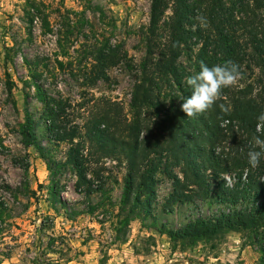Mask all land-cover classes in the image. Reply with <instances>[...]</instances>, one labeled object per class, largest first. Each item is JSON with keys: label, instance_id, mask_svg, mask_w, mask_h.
<instances>
[{"label": "trees", "instance_id": "obj_1", "mask_svg": "<svg viewBox=\"0 0 264 264\" xmlns=\"http://www.w3.org/2000/svg\"><path fill=\"white\" fill-rule=\"evenodd\" d=\"M25 13L31 25L32 15ZM197 15L206 17V28L199 26ZM141 40L145 51L131 92V119L112 102L93 108L91 102L73 104L47 94L30 67L42 112L35 121L25 111L18 129L22 146L35 150L52 177L68 168L76 178L75 190L87 198L97 192L105 195L103 186L95 184L102 168L92 165L103 159L124 165L119 216L122 211L125 214L114 228L121 243L126 241L132 220L154 218L151 210L160 173L172 185L165 205L168 212L175 204L196 199L226 208L178 228L165 224L156 228L153 223L151 227L168 239L171 251L185 252L199 244L215 248L227 235L237 234L243 246L257 247V264H264V157L255 169L247 163L253 137L260 135L256 118L264 112V0H150L149 21L141 31ZM90 55L92 63L86 73L91 85L108 81L111 67L124 64L132 68L119 45H95ZM184 56L187 66L180 62ZM228 60L239 65L241 79L251 82L223 88L210 110L187 117L181 104L192 90L185 77L198 73L201 61L212 67ZM57 63L62 68V63ZM247 71L254 73L251 78H246ZM6 75L11 97L14 84ZM11 103L15 106L13 99ZM220 105L228 108V113ZM84 111L87 115L81 117ZM76 119H82V125ZM40 121L50 144L68 146L64 161H57L40 143L36 134ZM28 168L25 161L24 174ZM56 186L50 187L49 195L54 203L64 206ZM4 190L10 187L6 185ZM23 195L32 197L35 191L26 187ZM97 207L90 206L87 213H94ZM6 217L7 206L0 198V226Z\"/></svg>", "mask_w": 264, "mask_h": 264}, {"label": "rangeland", "instance_id": "obj_2", "mask_svg": "<svg viewBox=\"0 0 264 264\" xmlns=\"http://www.w3.org/2000/svg\"><path fill=\"white\" fill-rule=\"evenodd\" d=\"M149 8L150 0H0V198L9 215L0 226V264H257V247L243 246L237 234L227 235L215 248L199 244L185 252L171 251L168 239L156 232L157 226L178 228L226 208L196 199L175 204L168 212L165 205L172 185L160 173L151 210L154 218L132 220L121 243L114 228L125 214L122 211L119 216L124 165L111 159L92 165L102 168L95 184L103 186L105 195L97 192L87 198L75 190L76 178L68 168L52 177L35 150L21 144L18 129L25 111L35 121L42 112L30 67L47 94L73 104L91 102L93 108L112 102L131 119L130 97L139 75L137 65L144 56L141 31L148 25ZM26 11L32 15L31 25ZM102 43L119 45L132 68L111 67L108 81L91 85L86 73L92 63L90 52ZM180 62L187 66L185 56ZM6 74L14 84L11 97ZM253 74L247 71L246 78ZM249 82L239 78L236 85ZM80 114L87 115L86 111ZM76 123L82 125L83 120L76 119ZM36 134L57 161H64L68 146L50 144L41 121ZM53 184L64 206L52 201L49 189ZM6 185L9 191L4 190ZM26 187L35 195H23ZM97 205L94 213H87ZM153 223L156 228L151 227Z\"/></svg>", "mask_w": 264, "mask_h": 264}, {"label": "clouds", "instance_id": "obj_3", "mask_svg": "<svg viewBox=\"0 0 264 264\" xmlns=\"http://www.w3.org/2000/svg\"><path fill=\"white\" fill-rule=\"evenodd\" d=\"M196 20L200 27L208 26L206 17L197 15ZM240 77L239 65L234 61L228 60L223 65L212 67L201 61L200 71L195 75L185 77V82L192 91L190 96L183 99L181 111L189 118L205 113L221 97L222 89L236 85ZM220 107L228 113V108L224 105ZM256 119V132L260 135L253 137V145L247 152V163L253 169L259 167L261 158L264 157V139L260 138L264 135V112H261Z\"/></svg>", "mask_w": 264, "mask_h": 264}]
</instances>
